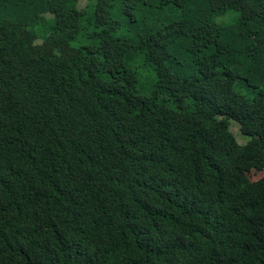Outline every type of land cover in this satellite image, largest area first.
I'll return each instance as SVG.
<instances>
[{"label": "trees", "instance_id": "trees-1", "mask_svg": "<svg viewBox=\"0 0 264 264\" xmlns=\"http://www.w3.org/2000/svg\"><path fill=\"white\" fill-rule=\"evenodd\" d=\"M81 1L0 0V264H264V0Z\"/></svg>", "mask_w": 264, "mask_h": 264}, {"label": "rangeland", "instance_id": "rangeland-1", "mask_svg": "<svg viewBox=\"0 0 264 264\" xmlns=\"http://www.w3.org/2000/svg\"><path fill=\"white\" fill-rule=\"evenodd\" d=\"M88 3H89L88 0H82L80 5H81V7H84ZM121 33H122V31L119 32V34H121ZM139 72H140L142 82L145 83V85H146V91H150V89L152 88V84H153L155 77H156L155 72L152 70V68L150 66H148L146 64L141 65L139 67ZM233 124H236L233 126V131L236 134L239 142L243 143V144L246 143L248 141L249 137L245 136L241 132H239V130H238L239 124L238 123L233 122L232 125ZM263 176H264V172L262 174H253V173L251 174V177L253 180H259Z\"/></svg>", "mask_w": 264, "mask_h": 264}, {"label": "clouds", "instance_id": "clouds-1", "mask_svg": "<svg viewBox=\"0 0 264 264\" xmlns=\"http://www.w3.org/2000/svg\"><path fill=\"white\" fill-rule=\"evenodd\" d=\"M227 15L229 17V23H232L234 22L235 18H238L239 13L236 11L229 10Z\"/></svg>", "mask_w": 264, "mask_h": 264}]
</instances>
